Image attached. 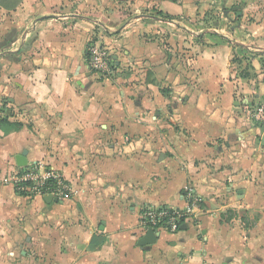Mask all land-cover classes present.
Masks as SVG:
<instances>
[{"label": "crops", "instance_id": "1", "mask_svg": "<svg viewBox=\"0 0 264 264\" xmlns=\"http://www.w3.org/2000/svg\"><path fill=\"white\" fill-rule=\"evenodd\" d=\"M83 1L35 0V68L0 70V119L23 125L11 132L0 126V264H8L7 247L18 234L30 235L27 247H48L51 264H264V164L247 154L244 140L264 123L246 116L252 106L235 90L248 89L233 82L224 53L200 47V35L180 21L198 7L183 0H145L144 6L115 0L133 3L134 16L114 29L105 16L110 0ZM41 5L52 12L40 15ZM158 9L171 22L154 17ZM87 10L93 13L83 15ZM8 21L0 20V31ZM140 23L159 28L156 35L170 32L166 44L188 50L187 65L162 44L142 39L149 34L142 26L129 31ZM95 37L119 65L113 76L88 68L86 49ZM194 53L199 56L190 60ZM18 56V48L6 47L0 62ZM257 87L262 100L264 84ZM11 108L29 110L31 129L26 114L12 117ZM226 144L231 147L221 151ZM25 150L28 166L43 162L60 171L78 195L61 204L20 195L7 178L20 169L16 157ZM258 151L264 155L263 147ZM188 187L202 199L194 219L140 247L142 209L184 207ZM39 209L48 211L40 215L47 217L42 235V223L35 225Z\"/></svg>", "mask_w": 264, "mask_h": 264}, {"label": "rangeland", "instance_id": "2", "mask_svg": "<svg viewBox=\"0 0 264 264\" xmlns=\"http://www.w3.org/2000/svg\"><path fill=\"white\" fill-rule=\"evenodd\" d=\"M76 0H72L74 2ZM110 8H107L105 16L109 19H106L111 27L118 29L122 26L128 19L134 16V13L131 12V9H134L133 3L129 5L127 1L118 2L115 0H110ZM184 6L187 4H194L198 7L196 11L190 13V17H184L180 19L182 24L187 25V28L193 31L196 34H199L200 38L196 39L200 47L215 46L216 51L219 53H224V60L227 58V69L229 70L230 75H234L233 82H236V86L244 87L241 90H235L237 93H243L244 97H247L248 106H252L251 109H248V113H245L246 116L253 120L254 122L264 123L262 119H258V113L262 110L264 106V97L262 100H256L255 93L258 89V71L264 73V53L261 51L264 50V0H183ZM85 2V0L83 1ZM129 2V1H128ZM147 2L143 0L139 1L141 6H144ZM185 2L187 4H185ZM15 0L8 3V8L12 7L8 11H4L0 8V20L2 23L6 24L8 21V27H2L0 31V36L2 37V46L0 45V51L3 49H16L20 51V56L17 58H8L0 62V70L3 65L6 66L7 71H10L11 68L20 69L19 66L26 65L31 63L33 68H35V0H18V10L14 9ZM45 6V5H44ZM40 6L39 13H51L52 10ZM78 6L74 9L69 10L66 7L65 13H73ZM146 7H142L141 10L143 13L148 12ZM84 9V8H83ZM145 9V10H144ZM156 12V11H153ZM77 13V11H76ZM84 14H92V10H87L82 12ZM142 13V14H143ZM80 14V13H79ZM186 14V13H184ZM97 15V14H96ZM98 17V16H96ZM184 25V26H185ZM142 26L141 32L145 30L149 34L142 36V39H145L148 42V39H152L151 42L162 44V46L167 49L168 53H171L173 57H176L175 62L179 61L180 64L187 65V57L189 55L188 50L184 49L180 44L175 51L169 44H166V37H169L170 32H161L164 34L156 35V28H149L144 26L143 23L136 24L131 30L134 31L135 28ZM177 32L176 30H174ZM211 31H216L219 37H214ZM7 32V33H6ZM179 33V32H178ZM182 37H188L187 33L180 32ZM175 33L176 41L179 40L180 35ZM21 35L23 36L24 44H21ZM222 35H226L233 42L243 43L246 46L251 47L250 49H243L237 46L235 43L228 44L224 39L221 38ZM124 36L120 38L123 40ZM212 38L210 41H206L208 38ZM156 38V39H155ZM214 38V40H213ZM155 39V40H154ZM98 39L95 37L90 42L92 45L96 43ZM158 40V41H157ZM125 41V40H124ZM23 47V48H22ZM170 49V51H169ZM199 54H192L189 56L190 60L193 57L195 59ZM172 57V56H171ZM226 62V60L224 61ZM18 64V67L16 66ZM187 68H189L187 66ZM114 72V71H113ZM117 71H115L116 73ZM114 73L110 74L113 76ZM0 79L3 77L0 74ZM247 91V92H245ZM246 99L243 98L242 101ZM9 115L12 117H19L21 114H26V122H28V127H32V118L29 110H18L14 112V109L9 110ZM13 111V112H12ZM16 126L7 128L8 132L19 131L20 127L23 125L19 122H15ZM38 212L35 215H38L35 218V225L42 223L41 230H38L39 234H46L47 229V217L48 213L46 210H35ZM45 214V216H40ZM37 227V226H36ZM37 234V235H39ZM41 234V235H42ZM26 237V234L17 235L13 238L12 243H9L7 247V261L8 264H51L53 260L49 261L48 247H27L28 244L32 245V238L30 240ZM35 243V241H34ZM21 244L22 247H18ZM25 246V247H23ZM25 253V254H24ZM14 254V256H12Z\"/></svg>", "mask_w": 264, "mask_h": 264}, {"label": "built area", "instance_id": "3", "mask_svg": "<svg viewBox=\"0 0 264 264\" xmlns=\"http://www.w3.org/2000/svg\"><path fill=\"white\" fill-rule=\"evenodd\" d=\"M90 68L98 76H108L109 60L104 51L98 47L90 48ZM258 119L264 121V106L258 113ZM7 180L13 183L20 195L31 198L51 196L59 201L76 197L77 190L60 171L47 167L43 162H35L25 168L11 171ZM184 207H144L141 212V227L156 231L177 233L183 222L194 219L196 210L202 202L193 187H188L185 194Z\"/></svg>", "mask_w": 264, "mask_h": 264}, {"label": "water", "instance_id": "4", "mask_svg": "<svg viewBox=\"0 0 264 264\" xmlns=\"http://www.w3.org/2000/svg\"><path fill=\"white\" fill-rule=\"evenodd\" d=\"M45 18H47V17H45ZM261 52L264 53V50H262ZM82 83L84 86L86 85L87 88L91 87L90 85H88V83L86 81H82V82L80 80L78 81L79 85H82ZM255 130H253L251 132V134H246V136L244 137L245 142L248 143V148L246 149V151L250 157L254 158L258 162V164H264V155L258 151L259 148H261V147L264 148V139H262V137L264 135V129L262 128V129H258V130L255 129ZM230 147L231 146H228V144H226L224 146H221L220 150L221 151L222 150L227 151V149ZM233 148H234V146H233ZM236 148L234 150L232 149V151L234 152L233 153L234 155H237L236 154ZM27 154H28V150H25L21 155H18L16 157L17 166L19 168H25L28 166ZM227 165L232 167V168L237 166L236 163L233 165H231V164H227ZM228 174L233 176V180H236V181L240 180L239 177H238V179H236L237 173H230V171H229ZM225 176H227V175H225ZM261 178H262V180H264V172L261 174ZM238 194L239 195L243 194V191L242 190L238 191ZM44 201L46 203H52V202L60 203V204L62 203V201H59L57 198H53L51 196H45ZM143 232L145 234L138 241V245L140 247L155 245L157 243L159 237H160V234H161L160 231H156L153 229H145V228L143 229Z\"/></svg>", "mask_w": 264, "mask_h": 264}, {"label": "flooded vegetation", "instance_id": "5", "mask_svg": "<svg viewBox=\"0 0 264 264\" xmlns=\"http://www.w3.org/2000/svg\"><path fill=\"white\" fill-rule=\"evenodd\" d=\"M12 1H14V0H0V5L1 6H5L6 7V9L8 8V3H10V2H12ZM10 8V7H9ZM8 8V9H9ZM11 10H12V7L10 8ZM9 9V10H10ZM14 9H18V0H15V5H14ZM154 14H156V16H154V15H152V16H154V17H157V18H159V19H161L163 22H167V21H170L171 22V16L170 15H165V14H163V13H161L160 11H159V9L156 11V12H153ZM213 35H215V36H217L216 34V31H215V33H212ZM198 38H200V37H198ZM156 39V38H155ZM154 39V40H155ZM158 41V40H157ZM92 42V41H91ZM155 42V41H154ZM96 46V47H98V49H100L101 51H104L105 52V54L107 55L106 57H107V59L109 60V71H110V73H113V71L115 72L116 70H118V68H119V65L117 64V62L115 61V59H113V57L111 56V53L109 52V49L108 48H106L105 46H102V45H99L97 42L96 43H94L93 45L91 44V43H89L88 44V46H87V49H86V52H87V56H88V64H89V70L91 71V73L92 74H95L92 70H91V68H90V58H91V53H90V48H91V46ZM257 76H258V84L260 83V84H264V73L263 72H259L258 74H257ZM99 77H103V76H99ZM166 94V93H165ZM164 95V94H163ZM170 94L168 93V94H166L165 96L168 98V96H169ZM170 97H171V95H170ZM169 97V98H170Z\"/></svg>", "mask_w": 264, "mask_h": 264}, {"label": "trees", "instance_id": "6", "mask_svg": "<svg viewBox=\"0 0 264 264\" xmlns=\"http://www.w3.org/2000/svg\"><path fill=\"white\" fill-rule=\"evenodd\" d=\"M163 92V94L164 95H166V94H168L169 92L168 91H165V90H163L162 91ZM166 93V94H165ZM7 124V118H1L0 119V126L2 127V128H5V127H8V129H10L11 127H14V126H16V123H14V124H8V125H6ZM21 128V127H20ZM19 128V129H20Z\"/></svg>", "mask_w": 264, "mask_h": 264}]
</instances>
